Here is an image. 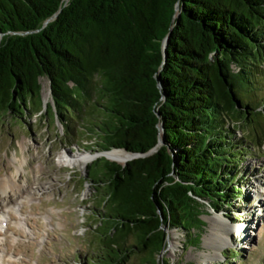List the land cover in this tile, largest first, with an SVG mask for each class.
I'll return each mask as SVG.
<instances>
[{"label": "trees", "instance_id": "trees-1", "mask_svg": "<svg viewBox=\"0 0 264 264\" xmlns=\"http://www.w3.org/2000/svg\"><path fill=\"white\" fill-rule=\"evenodd\" d=\"M41 78L66 138L139 155L88 166L84 264H160L165 230L199 245L204 210L242 194L264 143V0H0V115L41 113Z\"/></svg>", "mask_w": 264, "mask_h": 264}, {"label": "rangeland", "instance_id": "rangeland-1", "mask_svg": "<svg viewBox=\"0 0 264 264\" xmlns=\"http://www.w3.org/2000/svg\"><path fill=\"white\" fill-rule=\"evenodd\" d=\"M40 85L46 106L49 82L41 78ZM46 109L28 111L22 121L0 115V186H9L0 191V264H84L94 255L96 203L84 179L103 153L96 154L92 138H66ZM245 129L241 125L236 137ZM249 147L239 165L242 194L218 213L204 210L197 246L187 243L183 232L166 229L160 264L162 259L167 264H264V143ZM80 154L93 160L86 166L64 164ZM127 264H140V258Z\"/></svg>", "mask_w": 264, "mask_h": 264}, {"label": "bare ground", "instance_id": "bare-ground-1", "mask_svg": "<svg viewBox=\"0 0 264 264\" xmlns=\"http://www.w3.org/2000/svg\"><path fill=\"white\" fill-rule=\"evenodd\" d=\"M43 98H44L45 101H47V99L49 98V94L44 95ZM99 157H105V158H107L109 160H112V161H115V162H117V163H119L121 165L125 164L130 158H132L131 155H129V154L123 152V151H119V150H112L109 153H103ZM91 160H93L92 156L87 155V154H80V155L72 157L70 160H66L65 159L64 160V164L65 165L68 164L71 167H74V166H86V165H88L91 162ZM1 184H3V185L0 186V191L1 192H5L4 190L6 188H9V186H6L4 183H1ZM5 199H7V198H5ZM0 212H1V207H0Z\"/></svg>", "mask_w": 264, "mask_h": 264}, {"label": "water", "instance_id": "water-1", "mask_svg": "<svg viewBox=\"0 0 264 264\" xmlns=\"http://www.w3.org/2000/svg\"><path fill=\"white\" fill-rule=\"evenodd\" d=\"M66 2L68 1V0H65ZM43 102V107L45 108L46 106H45V102L44 101H42ZM124 151V150H123ZM110 152V151H109ZM125 152V151H124ZM100 153H108V152H99V153H96V154H100ZM137 157H139V155H132V158L130 159V160H132V159H134V158H137ZM98 158H100V157H97L96 159H98ZM105 158V157H104ZM95 159V160H96ZM105 159H107V158H105ZM107 160H109V159H107ZM109 161H111V160H109ZM128 162V161H127Z\"/></svg>", "mask_w": 264, "mask_h": 264}]
</instances>
